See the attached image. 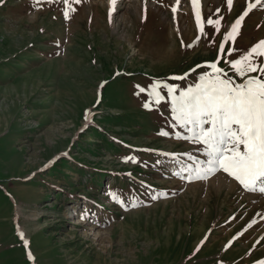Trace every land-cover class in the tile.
I'll return each mask as SVG.
<instances>
[{
    "label": "rangeland",
    "instance_id": "1",
    "mask_svg": "<svg viewBox=\"0 0 264 264\" xmlns=\"http://www.w3.org/2000/svg\"><path fill=\"white\" fill-rule=\"evenodd\" d=\"M199 1L208 35L191 0H117L111 20L109 0H69L67 20L62 0H0V264L264 262L262 196L223 173L181 179L200 146L176 139L166 90L148 95L217 60L241 82L226 61L264 39V8L221 53L255 0Z\"/></svg>",
    "mask_w": 264,
    "mask_h": 264
},
{
    "label": "snow or ice",
    "instance_id": "2",
    "mask_svg": "<svg viewBox=\"0 0 264 264\" xmlns=\"http://www.w3.org/2000/svg\"><path fill=\"white\" fill-rule=\"evenodd\" d=\"M62 2L65 5L64 18L67 20L70 18L69 0ZM75 2L79 3L80 0ZM116 3L117 0H109L110 20ZM191 4L196 28L202 35H208L202 25L199 0H191ZM227 4L230 9L233 0H227ZM258 5L264 8V0L249 3L247 10L224 34L219 46L221 53L225 51V42L235 43L244 17ZM171 11L175 18L177 8L172 7ZM213 23L212 19L207 20L209 26ZM219 25L220 20H216L217 32L220 31ZM196 39L198 41L200 37L197 36ZM192 46L194 45H188ZM238 51L231 47L228 49V55L232 56ZM218 63L219 60L207 63L206 67L211 71L199 74L196 81L186 88L177 89L174 85L157 80L148 90V95L158 105L163 99L159 90L161 88L166 90L174 126L184 130V135L177 134L176 139L200 146L196 151L203 159L195 158L191 153L184 154L191 163L178 173L181 179L193 182L207 180L218 173H223L237 182L244 191L264 194V39L242 52L238 58L226 61L241 82H237L227 71L218 67ZM169 79L179 80L184 77L173 76ZM140 91L143 92L145 89L141 88ZM144 107L149 108V105L145 104ZM158 134L165 137L170 135L163 130ZM164 155L176 159V154ZM128 160L131 158H126V162ZM112 199L113 202L122 203L115 196H112ZM132 206L137 205L133 203ZM21 238L23 239L22 236ZM27 243L24 240L25 246Z\"/></svg>",
    "mask_w": 264,
    "mask_h": 264
},
{
    "label": "bare ground",
    "instance_id": "3",
    "mask_svg": "<svg viewBox=\"0 0 264 264\" xmlns=\"http://www.w3.org/2000/svg\"><path fill=\"white\" fill-rule=\"evenodd\" d=\"M199 4H200V13H201V16H202V21H204V14H203V11H202V7H201V3H200V1H199ZM203 25V24H202ZM254 195H258V194H260L259 192H256V193H253ZM261 198L262 199H264V194H261ZM246 197V196H245ZM250 197V196H249ZM261 198H257V200H259V201H263Z\"/></svg>",
    "mask_w": 264,
    "mask_h": 264
},
{
    "label": "trees",
    "instance_id": "4",
    "mask_svg": "<svg viewBox=\"0 0 264 264\" xmlns=\"http://www.w3.org/2000/svg\"><path fill=\"white\" fill-rule=\"evenodd\" d=\"M103 173V172H102ZM106 173V172H105ZM104 174V173H103ZM129 180L134 181V182H138V179H136L135 176H126ZM141 187V186H140ZM134 194V193H133ZM133 194L129 195L132 196Z\"/></svg>",
    "mask_w": 264,
    "mask_h": 264
}]
</instances>
